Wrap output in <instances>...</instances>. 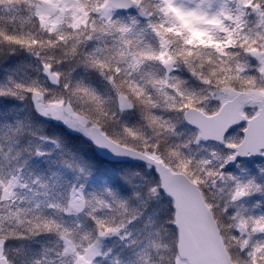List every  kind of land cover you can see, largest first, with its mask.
<instances>
[{
  "label": "trees",
  "instance_id": "1",
  "mask_svg": "<svg viewBox=\"0 0 264 264\" xmlns=\"http://www.w3.org/2000/svg\"><path fill=\"white\" fill-rule=\"evenodd\" d=\"M42 1L0 0V236L15 234L8 248L13 259L20 264H74L82 251L97 249L91 264L184 262L176 247L173 202L161 191L152 167L110 162L88 136L69 133L53 119L37 120L33 110L39 112L40 99L63 102L114 141L161 161L158 153L148 151L146 128L159 133L162 143H171V137L179 138L183 147L195 142L198 147L191 155L169 149L174 162H163L186 173L201 190V177L215 180L229 213L228 239L217 221L229 255L235 264H252V253L264 246V227L256 225L264 218V158L226 169L224 160L233 151L222 150L216 157L222 145L201 141L183 115L188 108L215 113L210 112L218 107L214 93L228 84L238 92L264 94L263 65L246 47L264 48V0H224L216 18L220 24L213 21L203 33L194 24L190 31L182 27L180 12L166 0H136L142 6L139 13L110 10L111 15L105 13L107 0H69L63 14L48 22L39 13ZM168 22L181 30L167 29ZM207 33L218 43L205 41ZM8 37L32 43H14ZM233 54L238 61L251 62L246 68L253 79L244 69L231 71ZM240 75L248 78L238 80ZM241 82L245 87H238ZM32 88L39 90V98ZM120 94L129 108L119 105ZM116 104L120 119L112 115ZM249 110V115L255 113ZM149 114L158 119L150 120ZM238 136L239 141L242 133ZM211 146L217 150L209 160ZM77 196L83 203L80 210L72 205ZM133 219L141 222L129 232ZM45 222L52 226L44 227ZM229 240L241 255L232 254ZM70 244L75 255L66 256ZM0 246L12 264L4 244ZM256 256V264H264V249Z\"/></svg>",
  "mask_w": 264,
  "mask_h": 264
},
{
  "label": "water",
  "instance_id": "2",
  "mask_svg": "<svg viewBox=\"0 0 264 264\" xmlns=\"http://www.w3.org/2000/svg\"><path fill=\"white\" fill-rule=\"evenodd\" d=\"M109 3L112 8L121 12L131 10L135 5L134 0H109ZM252 102L253 98L242 91L224 102L213 115H208L197 108H189L183 115L184 122L199 132L202 141L217 144L224 143L226 136L233 129L246 123L242 131V140L231 155L234 159L228 160L225 164L227 169L234 167L239 161L264 157V95L257 101L258 112L248 118L243 109ZM89 140L94 149L110 162L146 161V164L152 167L155 164L160 188L173 201V224L177 231V252L181 260L187 264H234L200 186L187 174L175 172L162 161L150 159L152 156L142 151L117 143L97 125L90 127ZM110 148H118L119 152H114ZM165 176L168 177L167 183ZM177 196L180 197L179 208L176 206ZM77 200L80 201V198ZM64 254L72 256L75 250L68 246ZM5 264H10L8 259Z\"/></svg>",
  "mask_w": 264,
  "mask_h": 264
},
{
  "label": "rangeland",
  "instance_id": "3",
  "mask_svg": "<svg viewBox=\"0 0 264 264\" xmlns=\"http://www.w3.org/2000/svg\"><path fill=\"white\" fill-rule=\"evenodd\" d=\"M69 0H44L41 2V7L39 10V13L41 15V18L44 22H48L49 19H51L52 16H56L57 14H63L64 10L67 9L70 4L67 2ZM166 2L171 6H174L179 12H180V16L182 17L181 21H182V27L184 26H188V31H190L192 29V25L190 24H194L197 25L203 29H199L198 31H200V33L207 31H210V25L212 24V22L214 21V23L217 22V24L219 25L220 23H218L219 21L216 20V18H218V9L223 6V4H225L224 0H166ZM220 2L218 4L219 7L215 8V5H217V3ZM142 6H139V3L136 1V6L135 8H133L134 10H136L139 13V10L142 9ZM110 10H113L110 5H109V0H107L106 3V9H105V13L108 14L111 12ZM58 11V12H57ZM260 23H264V17L261 15L260 16ZM177 22L179 23V21L177 20ZM174 24V23H172ZM164 25H168L167 29H172L175 28L177 30H181V26L179 27V24H175L176 26H171L169 24V22L167 24ZM165 27V26H164ZM207 28V29H206ZM166 29H164L165 31ZM187 32V30H186ZM232 34H234V29L232 30ZM205 41H211L214 42L215 44L218 43V41H215L212 37V34L208 35V33L206 34V39ZM208 44L211 45V43L209 42ZM247 49H248V53L251 54V57H257L259 59V61H261L263 67H261V70H264V48L261 47H257L254 46V44H247ZM234 62L236 64H234ZM244 61H238L236 55L233 54L232 58H231V64L230 67H233L235 65V67H233V69L231 71L235 72V69L241 70L244 69L245 73L247 74V72H249V70L246 68L248 65H250L251 62L245 63ZM247 64V65H246ZM248 75V74H247ZM248 77L250 78V75H248ZM248 77H245V75H240L238 80H246ZM253 79V78H250ZM247 83L250 81H246ZM244 83H239L238 87H245L243 86ZM247 90H251L247 89ZM238 93L237 90H235L233 87H231L229 84L224 86L222 89L217 90V92L214 93V96L216 98V103L218 105V107L210 112H217L220 108V106L226 102L227 100L231 99L234 95H236ZM249 94L253 97L254 101L252 104L248 105L247 108V112L246 114L248 116H252L254 115L257 110H258V105H257V100L260 98V96L262 95L259 92H254V91H250ZM118 103L121 107L123 108H129V102L126 99V97H124L123 94H120L118 96ZM251 110H255L254 114L249 115L248 111ZM37 110L45 117H49L51 119H53L54 121H62L64 125H67L70 128H74L77 129L78 133H83V135L88 136L89 133V128H90V123L78 116L71 108L67 107L63 102H55V103H47L44 101H40V99H37ZM203 111V110H202ZM204 112V111H203ZM215 112V113H216ZM206 113V112H204ZM206 114H214V113H206ZM244 126L234 130L229 136H227L225 143L222 146H219L218 149L219 151L215 148V146H211L210 151L208 150V153L206 154V157L209 160H212L215 158V153H216V157L220 154V152L226 151L228 152V149L232 150L234 149V147H231V145L233 144H238V135L239 132L242 133V129ZM190 132V131H189ZM191 136L194 138V133L190 132ZM197 136L199 138V134L197 133ZM200 139V138H199ZM222 158V156H221ZM227 161V159L225 158L224 163ZM170 167V166H169ZM236 173L240 172V169L238 168L237 170H235ZM194 181V180H193ZM215 181V180H213ZM195 182V181H194ZM212 182V181H210ZM197 183V182H196ZM216 183V182H215ZM214 188L216 187V184L213 185ZM152 190L156 189V186L153 185ZM203 192V191H202ZM80 202V201H79ZM76 200V197H74V201L72 203L73 207L75 208V210H80L83 207V203H79ZM209 205V204H208ZM211 208V207H210ZM245 231L244 229L242 230V232ZM72 247V246H71ZM73 248V247H72ZM94 251H96V255L98 250L97 249H92ZM0 252H2L1 246H0ZM96 255L94 256H89V251H82L81 254L76 255L75 260H74V264H86V262L88 260H92L96 257ZM81 257H83L84 259L82 260ZM178 264H187L185 261L184 262H179Z\"/></svg>",
  "mask_w": 264,
  "mask_h": 264
},
{
  "label": "clouds",
  "instance_id": "4",
  "mask_svg": "<svg viewBox=\"0 0 264 264\" xmlns=\"http://www.w3.org/2000/svg\"><path fill=\"white\" fill-rule=\"evenodd\" d=\"M60 88H63V84L59 85ZM115 107V111H113L112 115L116 116L118 119H120V115H119V108H118V104L114 105ZM33 115L37 120H40L42 122H49L51 120V118L49 117H44L42 116L39 112H36L35 110H33ZM57 123L63 124L62 121H57ZM64 127L66 128V130L69 133L72 134H79L81 136H83V133H78L77 129L74 128H70L67 125H64ZM146 134L148 135L149 141H150V146L148 148V151L150 152H155L158 153L159 156L161 157V159L166 162V163H173L174 161L170 159L169 156V149H171L172 151H176L177 148H179V150L185 155V156H189L191 155L195 149L198 147V145L193 142L191 147H183L182 145V141L179 140V138L176 137H171V134L168 133L167 131L164 133V135H167L169 137H171V143H162L161 141L163 140V137L160 136L159 133H153L151 130L149 129H145ZM85 139H88L87 137H85ZM141 163L146 164V161H141ZM189 170L194 171L195 170V165L191 164V162H189ZM152 170H155V164H153V168ZM202 180V190H205V196L206 199L208 200V202L210 204L213 205V213L221 227L223 231V234L225 235V238L228 239L231 236V232L227 231L228 229L231 228V224L229 222V213L226 211V202L223 200V197L221 196V192L217 191L214 188V184L215 181L212 182H207L204 180V177H201ZM134 215V214H132ZM140 220L139 219H133L128 227H127V231L131 232L132 229L136 228L137 225L140 224ZM15 235L14 233H8L5 232L3 236H0V241L3 242L4 246H5V251L8 254L9 258L12 259V264H20V261L18 259H13V254L11 252H8V248L9 245L13 243V240L11 239V237ZM133 238H135V234L133 233ZM17 243H19V241H16ZM229 245H230V251L232 252L233 255H241L242 254V250H238L235 246L231 245V241L229 240Z\"/></svg>",
  "mask_w": 264,
  "mask_h": 264
},
{
  "label": "snow or ice",
  "instance_id": "5",
  "mask_svg": "<svg viewBox=\"0 0 264 264\" xmlns=\"http://www.w3.org/2000/svg\"><path fill=\"white\" fill-rule=\"evenodd\" d=\"M262 14H264V13H262ZM8 39L10 40V41H12V42H14V43H32V41H29V40H26V39H23V38H19V37H8ZM94 63H96V64H99V61H95ZM105 67L107 66V65H104ZM47 67H50V66H46V68ZM117 71H119V69H117ZM54 79H55V77H53ZM110 79H112V78H110ZM113 83H115V81L113 80ZM117 87H119V85H116ZM18 87H23V85H18ZM30 91H35V92H37L38 93V98H39V90L38 89H36V88H32V89H30ZM139 94V93H138ZM192 100H193V97L191 96V95H189L188 97H187V106L188 107H191V105H192ZM189 118H191V117H189ZM149 119L150 120H152V121H155L156 119H158L157 117H153V116H151V114H149ZM231 147H238L237 145H235V144H233V145H231ZM110 150H112V151H114V152H119V149L118 148H110ZM150 159H153V160H158L159 158L158 157H155V156H152V157H149ZM227 160H229V161H231L232 159H234V157L233 156H228L227 158H226ZM165 182L167 183L168 182V177L167 176H165ZM176 199H177V208H179L180 207V197L179 196H177L176 197ZM119 206L121 207V208H125V202L124 201H119ZM178 216H179V213H178ZM179 222V221H178ZM99 223V226L101 227V228H103V226H104V221H99L98 222ZM256 225H257V227L258 228H260V227H264V218H261V220H258V221H256ZM52 226V223L51 222H45L44 223V227H51ZM123 225H121V227H122ZM111 231H116L117 229L116 228H112V229H110ZM100 235H105V233L103 232V231H101L100 232ZM0 243H3L2 241H0ZM70 243V242H69ZM245 243H247V242H245ZM70 247H71V244H70ZM262 249H264V246H257V248H256V250H255V252L254 253H252V264H256V261H257V256H256V253H259V252H261L262 251ZM94 255H96V251H94V250H90L89 251V256H94ZM81 259L83 260L84 258L83 257H81ZM7 261V257L6 256H4L3 255V253L2 252H0V264H5V262ZM86 264H91V260H88L87 262H86Z\"/></svg>",
  "mask_w": 264,
  "mask_h": 264
}]
</instances>
